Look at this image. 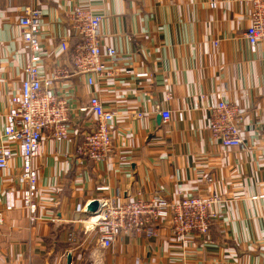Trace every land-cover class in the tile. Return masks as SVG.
I'll use <instances>...</instances> for the list:
<instances>
[{"label":"crops","instance_id":"0c3cea01","mask_svg":"<svg viewBox=\"0 0 264 264\" xmlns=\"http://www.w3.org/2000/svg\"><path fill=\"white\" fill-rule=\"evenodd\" d=\"M210 1L0 0V134L10 96L24 78L17 17L25 7L42 11L45 62L57 59L71 69L58 45L67 37L71 46L79 42L65 19L76 4L102 15V43L123 58L110 65L115 76L95 87L74 75L63 80L80 105L96 91L116 113L109 159L93 164L75 155L80 133L93 126L89 113L71 121L74 133L66 141L44 132L34 161L39 219L32 226L16 184L18 157L0 170V264H264V197H258L264 196V45L251 52L243 36L246 5L217 0L210 8ZM219 93L243 114L248 150L222 148L211 139L208 122ZM162 110L170 113L167 121ZM102 185L108 191L96 190ZM9 190L17 207L4 210ZM210 193L222 199L213 208L217 219L207 237H189L185 245L173 240L167 221L154 237L121 236L109 248L85 229L93 215L86 206L98 198Z\"/></svg>","mask_w":264,"mask_h":264},{"label":"built area","instance_id":"2783aa9c","mask_svg":"<svg viewBox=\"0 0 264 264\" xmlns=\"http://www.w3.org/2000/svg\"><path fill=\"white\" fill-rule=\"evenodd\" d=\"M237 1L249 9L248 25L243 36L250 51L255 52L259 44L264 45V0ZM216 5L217 0L209 2L210 8ZM41 16L42 11L38 6H28L17 17L19 37L26 53L24 78L10 96V106L0 134V170H5L9 161L18 157L16 184L22 198L21 208L25 210L31 226L39 219L38 173L34 161L41 156L44 132H50L56 141H66L74 133L71 121L81 113H89L93 126L80 133L75 155L98 164L105 162L113 153L111 130L116 113L105 108L96 91L89 95L86 104L80 105L77 98L64 90L63 80L74 75L83 78L89 87H95L99 79L115 76L116 71L110 65L123 59L113 47L102 43V15L87 6L76 4L65 11V19L69 35L77 37L79 42L71 46L67 37L61 39L58 45L62 55H67L70 60L71 69L60 65L57 59L50 58L54 62H45L49 52L45 53L41 46ZM214 45L218 46V41H214ZM47 68L49 72L45 75L44 70L47 71ZM146 74L135 75L140 77ZM216 98L208 122L211 139L222 148L248 150L242 134L243 114L220 93L216 94ZM160 116L163 121H167L170 113L162 110ZM120 159H124V156ZM108 189L104 185L96 187L98 192ZM14 199V190L5 192L4 210L17 207ZM97 200L99 208L86 220L85 229L97 232L102 248L111 247L121 236L154 237L157 226L166 221L173 240L178 244L185 245L192 236L205 238L217 219L213 208L222 202L216 193L182 195L171 200L158 194L125 201H118L111 196Z\"/></svg>","mask_w":264,"mask_h":264},{"label":"water","instance_id":"95a60500","mask_svg":"<svg viewBox=\"0 0 264 264\" xmlns=\"http://www.w3.org/2000/svg\"><path fill=\"white\" fill-rule=\"evenodd\" d=\"M157 119H160V116H157ZM99 201L97 199L92 200L88 203V205L86 206V212L89 214H94L97 212L98 208H99Z\"/></svg>","mask_w":264,"mask_h":264}]
</instances>
